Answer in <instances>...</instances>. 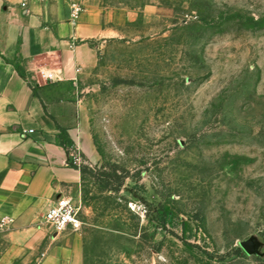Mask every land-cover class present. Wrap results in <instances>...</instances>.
Segmentation results:
<instances>
[{
  "label": "rangeland",
  "instance_id": "1",
  "mask_svg": "<svg viewBox=\"0 0 264 264\" xmlns=\"http://www.w3.org/2000/svg\"><path fill=\"white\" fill-rule=\"evenodd\" d=\"M93 1L124 22L77 79L94 153L53 244L69 264H264V0Z\"/></svg>",
  "mask_w": 264,
  "mask_h": 264
},
{
  "label": "crops",
  "instance_id": "2",
  "mask_svg": "<svg viewBox=\"0 0 264 264\" xmlns=\"http://www.w3.org/2000/svg\"><path fill=\"white\" fill-rule=\"evenodd\" d=\"M85 2L73 24L69 0H0V218L13 219L0 226V264H69L71 249L53 244L43 214L60 196H78L82 174L69 154L85 160L94 151L77 79L98 38L124 22V14ZM38 68L56 79H39Z\"/></svg>",
  "mask_w": 264,
  "mask_h": 264
},
{
  "label": "built area",
  "instance_id": "3",
  "mask_svg": "<svg viewBox=\"0 0 264 264\" xmlns=\"http://www.w3.org/2000/svg\"><path fill=\"white\" fill-rule=\"evenodd\" d=\"M21 5H25V3ZM82 10L83 6L80 0H69V21L75 24ZM37 75L39 79L45 81H53L56 79V74L53 69L38 68ZM82 160L79 152L74 150L69 154L67 162L69 165L79 167L82 165ZM43 220L55 233L63 232L67 229H78L81 225L78 203L71 195H62L44 211ZM12 222V218H0L1 227L8 226Z\"/></svg>",
  "mask_w": 264,
  "mask_h": 264
},
{
  "label": "water",
  "instance_id": "4",
  "mask_svg": "<svg viewBox=\"0 0 264 264\" xmlns=\"http://www.w3.org/2000/svg\"><path fill=\"white\" fill-rule=\"evenodd\" d=\"M241 245L248 253L254 250V248H252L249 243L243 242Z\"/></svg>",
  "mask_w": 264,
  "mask_h": 264
},
{
  "label": "trees",
  "instance_id": "5",
  "mask_svg": "<svg viewBox=\"0 0 264 264\" xmlns=\"http://www.w3.org/2000/svg\"><path fill=\"white\" fill-rule=\"evenodd\" d=\"M79 169H80V171H81V174H82V165H81V166H79Z\"/></svg>",
  "mask_w": 264,
  "mask_h": 264
}]
</instances>
